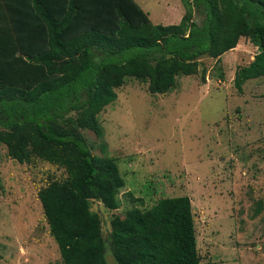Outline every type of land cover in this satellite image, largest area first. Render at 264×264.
Here are the masks:
<instances>
[{
  "label": "trees",
  "instance_id": "16d2710c",
  "mask_svg": "<svg viewBox=\"0 0 264 264\" xmlns=\"http://www.w3.org/2000/svg\"><path fill=\"white\" fill-rule=\"evenodd\" d=\"M180 1L178 24L155 25L134 0H0V144L19 164L38 159L66 174L37 192L57 264H107V255L200 264L187 196L114 216L103 236L90 204L117 210L124 181L105 147L94 155L82 134L102 138L97 116L126 78L165 95L176 77L196 73L198 58H219L242 38L256 53L235 70L234 87L264 77V0Z\"/></svg>",
  "mask_w": 264,
  "mask_h": 264
},
{
  "label": "rangeland",
  "instance_id": "374dc122",
  "mask_svg": "<svg viewBox=\"0 0 264 264\" xmlns=\"http://www.w3.org/2000/svg\"><path fill=\"white\" fill-rule=\"evenodd\" d=\"M136 1L155 25L178 24L185 13L180 0ZM202 20L194 11L193 21ZM255 53L242 38L219 58L200 57L196 73L176 77L165 95L131 78L116 89L97 116L102 138L82 131L91 153L105 147L124 181L117 210L90 204L103 236L114 216L187 196L200 264H264V77L241 92L233 85L235 70ZM65 177L38 159L17 163L0 144V264L60 262L37 192Z\"/></svg>",
  "mask_w": 264,
  "mask_h": 264
},
{
  "label": "water",
  "instance_id": "95a60500",
  "mask_svg": "<svg viewBox=\"0 0 264 264\" xmlns=\"http://www.w3.org/2000/svg\"><path fill=\"white\" fill-rule=\"evenodd\" d=\"M106 262L107 264H116L115 259L111 255L106 256Z\"/></svg>",
  "mask_w": 264,
  "mask_h": 264
},
{
  "label": "crops",
  "instance_id": "0c3cea01",
  "mask_svg": "<svg viewBox=\"0 0 264 264\" xmlns=\"http://www.w3.org/2000/svg\"><path fill=\"white\" fill-rule=\"evenodd\" d=\"M138 5H139V7L147 14V16H148V18L150 19V14L148 13V12H146L141 6H140V4L136 1V0H134ZM151 21V20H150ZM152 22V21H151Z\"/></svg>",
  "mask_w": 264,
  "mask_h": 264
}]
</instances>
